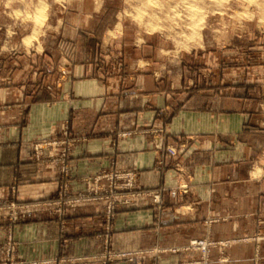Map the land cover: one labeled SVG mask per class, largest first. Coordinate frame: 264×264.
Wrapping results in <instances>:
<instances>
[{"label": "crops", "instance_id": "0c3cea01", "mask_svg": "<svg viewBox=\"0 0 264 264\" xmlns=\"http://www.w3.org/2000/svg\"><path fill=\"white\" fill-rule=\"evenodd\" d=\"M95 11L78 8L71 19L62 18L58 38L70 41L73 51L53 67L59 76L53 94L31 90V67H22L20 81L13 74L0 78V262L11 232L15 264L106 249L142 253L110 264H178L192 258L182 251L190 239L255 235L257 242L215 250L210 264H254L256 245L264 264V130L250 126L264 121V81L257 85L261 95L245 99L232 94L235 80L227 96L199 89L187 79L183 59L163 55L152 37L140 43L111 36ZM239 103L256 106L239 113ZM47 138L70 142L71 194L114 168L136 171L145 193L117 211L110 230L101 200L71 206L62 226L49 205L63 163L49 154L58 155L62 146L45 147L40 160L33 158L31 141ZM151 191H160L159 198ZM15 207L21 218L12 222Z\"/></svg>", "mask_w": 264, "mask_h": 264}, {"label": "rangeland", "instance_id": "374dc122", "mask_svg": "<svg viewBox=\"0 0 264 264\" xmlns=\"http://www.w3.org/2000/svg\"><path fill=\"white\" fill-rule=\"evenodd\" d=\"M208 1L200 0L187 13L189 8L180 5L171 7L170 0H0V78L13 74L14 79L20 81L25 77L21 73L22 67H31V90L53 94L54 81L59 77L55 78L54 68L59 66L61 58L68 59L73 51L70 41L58 38L62 18L71 19L78 8L84 14L95 9V13L102 16L101 25H110L111 36L120 35L140 43L152 37L163 55L183 59L184 64L179 61L172 66L183 64L190 67L186 77L195 84L199 83V89L227 96L230 92L228 82L235 80L237 88L232 89V94L235 91L243 99L261 95V88L257 85H262L264 81V0H221L224 3L213 0L207 5ZM138 13L140 16L135 17ZM116 65L122 66L120 59H117ZM216 80L218 84L214 86ZM249 105L256 106L239 103L238 112L244 113ZM258 107L261 109V105ZM248 122L247 118L242 119V127L248 126ZM255 123L250 126L264 130V121ZM66 132L67 126L64 134ZM69 143L66 138L31 141L35 160L43 157L45 147L62 146L58 155L49 154L63 162L56 198L49 205L54 207L63 226L71 206L83 201L101 200L104 202V224L110 230L117 211L129 207L135 197L145 193L137 188V172L127 168L103 170L86 179L83 193L71 194L65 161ZM181 188L186 193L187 186ZM149 193L159 198L160 191ZM20 218L21 211L12 208L8 219L17 222ZM4 238V259L0 264H15L16 242L11 232L6 233ZM260 238V235L217 240L193 238L182 249L192 258L178 264H210L215 250L224 252L238 241L253 239L257 242ZM140 254L139 251L115 252L106 249L103 253L55 257L31 264H110L118 259H133ZM259 254L260 249L256 245L254 264H258Z\"/></svg>", "mask_w": 264, "mask_h": 264}, {"label": "bare ground", "instance_id": "6f19581e", "mask_svg": "<svg viewBox=\"0 0 264 264\" xmlns=\"http://www.w3.org/2000/svg\"><path fill=\"white\" fill-rule=\"evenodd\" d=\"M200 0H170V6L171 7H174V6H176V5H180L181 7L183 6V7H185V8H189L190 9V7L193 5V6H197V4H198V2H199ZM213 0H209L208 2H207V5H209V3L210 2H212ZM221 1V0H220ZM223 1H226V0H223ZM223 1H221V3L223 2ZM205 2V1H204ZM200 3H202V2H200ZM224 3V2H223ZM215 4V3H214ZM215 6V5H214ZM213 6V7H214ZM202 7H203V5H202ZM193 9L195 8V7H192ZM212 8V7H211ZM215 8V7H214ZM213 8V9H214ZM182 9H184V8H182ZM198 9V8H197ZM206 9H207V7H206ZM192 9H190V10H187L186 9V12L187 11H191ZM196 10V9H195ZM198 10H200V9H198ZM197 10V11H198ZM194 11V10H193ZM196 11V12H197ZM187 13H189V12H187ZM195 13V12H194ZM139 15V13L135 16V17H137ZM184 15V14H183ZM182 15V16H183ZM189 15H192L191 13L189 14ZM140 16V15H139ZM188 16V15H187ZM186 16V17H187ZM138 19H139V17H138ZM188 19H189V16H188ZM189 21H192L191 19L189 20ZM188 22V21H187ZM189 23V22H188ZM191 24V23H190Z\"/></svg>", "mask_w": 264, "mask_h": 264}]
</instances>
